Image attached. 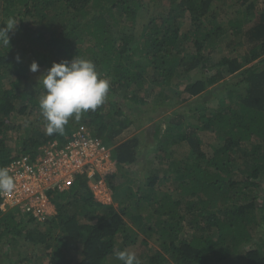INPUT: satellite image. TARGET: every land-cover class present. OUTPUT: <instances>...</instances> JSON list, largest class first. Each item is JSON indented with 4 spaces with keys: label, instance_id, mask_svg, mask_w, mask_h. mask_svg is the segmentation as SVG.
I'll use <instances>...</instances> for the list:
<instances>
[{
    "label": "trees",
    "instance_id": "1",
    "mask_svg": "<svg viewBox=\"0 0 264 264\" xmlns=\"http://www.w3.org/2000/svg\"><path fill=\"white\" fill-rule=\"evenodd\" d=\"M223 1L0 0V27L17 20L0 45V167L51 141L64 146L77 127L112 146L115 167L102 177L110 204L82 176L40 223L0 211V264H121L114 253L140 236L157 245L141 264H264V0H236L214 23ZM145 3L158 12L134 33ZM76 56L94 63L109 93L49 136L39 78ZM33 61L41 73L29 71ZM148 124L152 143L116 144Z\"/></svg>",
    "mask_w": 264,
    "mask_h": 264
},
{
    "label": "built area",
    "instance_id": "2",
    "mask_svg": "<svg viewBox=\"0 0 264 264\" xmlns=\"http://www.w3.org/2000/svg\"><path fill=\"white\" fill-rule=\"evenodd\" d=\"M6 168L16 188L11 195L0 194L2 211L17 209L41 222L54 214L52 199L68 191L82 176L88 179L99 203L111 202L102 178L115 171L111 149L83 127L75 129L64 146L53 142L41 148L35 156L23 154L15 157ZM95 178L96 182L93 181Z\"/></svg>",
    "mask_w": 264,
    "mask_h": 264
},
{
    "label": "clouds",
    "instance_id": "3",
    "mask_svg": "<svg viewBox=\"0 0 264 264\" xmlns=\"http://www.w3.org/2000/svg\"><path fill=\"white\" fill-rule=\"evenodd\" d=\"M3 25L5 26L0 27V45L9 47V33L14 30L17 25V20L9 17L6 24ZM29 71L37 73L40 71L39 65L33 61L29 66ZM39 82L42 83L45 92L40 99L39 108L46 121V134L49 136L54 134L64 135L65 126L69 123L70 119L78 121L88 111H95L105 102L110 90V81L100 77L94 63L77 56L71 61L65 60L59 63H53L39 78ZM119 138L115 139L116 144L122 141ZM53 142L58 144L57 141L48 142L39 147L38 152L41 148ZM109 147L112 150V146ZM15 188V181L9 175L8 169L6 167H0V194L11 195ZM0 211L4 214L11 212L31 218L22 214L17 209L7 211L0 209ZM114 256L121 264H141L140 259L134 252L118 250L114 253Z\"/></svg>",
    "mask_w": 264,
    "mask_h": 264
},
{
    "label": "rangeland",
    "instance_id": "4",
    "mask_svg": "<svg viewBox=\"0 0 264 264\" xmlns=\"http://www.w3.org/2000/svg\"><path fill=\"white\" fill-rule=\"evenodd\" d=\"M262 1V0H261ZM235 4H236V0H225L223 2H220V4L217 5V3H214L212 6L213 9V18L212 21L215 20V18L219 17V15L226 13V17L229 16V12L230 10L235 8ZM151 7L152 5H148L147 3H145L142 7L141 10H139V12L136 15L135 18V30L134 33H138L142 27L147 23L148 18L150 16V14L152 12L157 13L158 10L156 11V7L153 8L152 7V11H151ZM260 11V6H258L256 8V12ZM51 18H48V20L50 21ZM248 20V19H247ZM52 22H54L55 20L51 19ZM214 22V21H213ZM249 22V20H248ZM215 23V22H214ZM188 28V26L185 27V29ZM231 36H226L223 37L221 42H219V45L217 47V50H215V52L213 53V58L214 59H219L220 56L226 54V52L228 51V48L225 47L226 43H228L231 40ZM236 47H238L239 50H241V46L236 42ZM243 47V46H242ZM243 50V49H242ZM41 69L39 71V73H41ZM228 81L231 79L229 77L226 78ZM224 94V93H223ZM221 94V95H223ZM211 106H214L212 103H209ZM23 120H19L17 125L23 124ZM152 134H153V124H148L146 126H144L142 129L140 130H135V129H129L126 132H124L121 136H120V140H127L131 137H138L140 143H142V145H145V143H152ZM202 136L204 137V140L208 141V142H214V136L211 133H202ZM146 148L143 149V151H145ZM187 154L188 153V148L187 146L182 143L181 146L177 148V154L179 155H183V154ZM142 162V160H141ZM134 170V169H133ZM162 187V186H161ZM160 189H163L161 188ZM112 206L117 207L116 204H112ZM144 239L143 236H140L138 241L135 243V245L130 246L128 248H126L125 250L129 251V252H134L137 257H141L143 255H147L150 254L154 249H157V245L153 240H147V244L142 245L141 241Z\"/></svg>",
    "mask_w": 264,
    "mask_h": 264
}]
</instances>
